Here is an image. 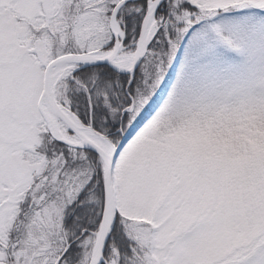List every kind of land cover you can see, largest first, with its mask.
Masks as SVG:
<instances>
[{"label":"snow or ice","instance_id":"obj_1","mask_svg":"<svg viewBox=\"0 0 264 264\" xmlns=\"http://www.w3.org/2000/svg\"><path fill=\"white\" fill-rule=\"evenodd\" d=\"M0 264H264V0H0Z\"/></svg>","mask_w":264,"mask_h":264}]
</instances>
